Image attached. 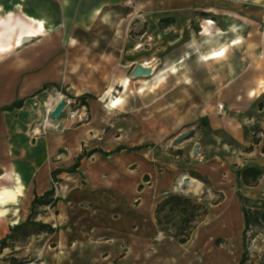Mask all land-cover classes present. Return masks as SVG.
Instances as JSON below:
<instances>
[{
	"label": "crops",
	"instance_id": "0c3cea01",
	"mask_svg": "<svg viewBox=\"0 0 264 264\" xmlns=\"http://www.w3.org/2000/svg\"><path fill=\"white\" fill-rule=\"evenodd\" d=\"M124 2L136 3L150 19L154 45L147 43L149 48L138 51L134 39L116 33L113 27L112 39L104 44L106 50L89 44L97 25L114 22V10ZM165 19L173 20L165 28L170 35L159 30ZM193 19L201 24V34L208 36L197 48L211 46L200 57L192 54L196 46L184 41L191 37ZM29 20L42 22L45 34L24 35L21 46L0 51V182L7 181L12 187L21 183L25 196L20 203H25L29 213L36 195L50 192L54 181L60 183L56 207L43 222L57 229L49 237L56 238L55 248H70L73 255L58 256L53 264H240L245 252L243 207L264 211V176L257 186H247L239 176L240 169L264 171V155L257 147L250 150L245 128L254 121L264 135V0H0V39L4 43L14 46L19 25L29 26ZM243 29H249L245 59L231 57L224 68L211 72L210 89L202 84L194 87L202 102L187 104L196 108L192 122L203 118L206 123L192 127L196 132L188 143L174 147L181 132L168 145H160L151 130L156 120L142 123L130 105L113 106L111 100H117L113 94L85 99L91 119L76 129L45 134L35 127L43 117L38 94L47 86L62 89L65 73L79 63L78 56L116 53V37L133 51L130 63H145L152 69L151 62L177 60L170 71L173 74L189 59L205 64L225 58L243 42L239 33ZM4 30H10L6 38ZM212 32L214 37H209ZM144 34H150V28ZM163 74L165 81L151 90L160 96L149 107L160 101L163 110L175 108L171 110L176 113L175 128H184L185 102L164 100L167 94L177 93L180 84L170 91L159 90L168 80L169 75ZM239 77L242 82L246 77L250 80L242 85ZM20 101L21 108L7 110ZM219 105H224L222 111ZM261 142L264 147V137ZM196 146L198 154L194 153ZM94 150L102 153L91 154ZM176 153L180 159L175 161ZM80 156L78 168L68 172ZM193 171L212 185L208 190L200 182L207 200L215 191L223 201L210 205L191 239L181 244L166 234L161 236L155 210L163 198L177 194L183 176L194 179L188 174ZM15 209L13 218L20 211L18 207L15 213ZM9 233L10 225H2L0 240ZM46 263L44 259L42 264Z\"/></svg>",
	"mask_w": 264,
	"mask_h": 264
},
{
	"label": "rangeland",
	"instance_id": "374dc122",
	"mask_svg": "<svg viewBox=\"0 0 264 264\" xmlns=\"http://www.w3.org/2000/svg\"><path fill=\"white\" fill-rule=\"evenodd\" d=\"M129 1L130 0H126V2ZM141 10L142 8L139 10V7H137L136 3L125 4L124 2L122 6L116 7V9L114 10L117 14L114 22H110L108 23V25L106 23H100L99 25H97L93 34V40H91L92 42L88 43L98 45L99 48L101 47L103 48V50H106V46L104 44H107V41H109V39H112L113 29L116 30V33L120 32V35L125 33L127 34V37H131L132 39H134L136 46L139 45L141 41L142 43H144L148 41V38L155 37V30L151 28L152 22L148 17L143 15V12H141ZM203 24L207 26L209 23L203 22ZM200 25L201 24L197 19H193L191 21L190 26L193 31L190 30L191 37L188 36V38H185L184 41L186 44H188V42H191L192 46H196L199 44L203 45L205 42H207L206 39L208 36L201 34L203 30L200 29ZM158 26L160 32H162L163 34H165V32L169 35L171 34L170 31H165V29H162L160 27V23ZM149 28L150 34L142 37L144 36L145 31L149 30ZM242 32L243 34H241V31H239L242 39L241 41L243 42L239 45V47L237 46L236 48L230 49L225 58L221 60L210 61L205 64L199 62V59H189L183 66L178 65L176 73L173 74H170V71L175 66L174 63L177 60L151 62L153 67L152 70H155V76L153 77L148 75H142V77L132 76L134 69L139 63H130L131 61L128 59L129 56L133 54V51H131L128 46L127 48H124V45L122 43L123 39L121 37H116L114 44L117 47L116 53L111 52L110 56L106 51L105 54L101 52H94L93 54L78 56L77 59L79 63L74 67H70L65 73L66 80L64 83L68 84V86L64 87L63 83L62 89L55 86H47V88H54L56 90H59L61 94H64L71 99L85 98L91 100H99L100 98H103V96H109L111 94H113L114 97L117 98L121 97L122 99H124V101H122V105L120 106L130 105L133 111L132 113L137 114L142 123H145L146 121L150 122V120L152 122V118L153 120H156L152 125V133L154 134L155 139H157L158 141L161 140L160 145L166 146L170 141L173 140V137H175L177 133L184 132L181 137L191 132H194L195 134L196 130L192 127L196 124L204 125L206 123L203 118L192 122V120L196 116V108H192L187 104H189L190 102H192L193 104H201L202 99L198 98L194 87H196L198 84H202L204 85V89H207V87L208 89H210V79L208 77L212 74L211 72H215L217 70L220 71L225 67V63L230 62L231 57L236 58V56H238L239 58L242 57L245 59V56L247 54V50L245 48L248 47L246 44L249 40V36H246L249 33V29H243ZM209 37H214V33L212 32L211 36ZM211 43L214 42H210V44ZM101 44L103 45V47ZM148 44L154 45L153 41L148 42ZM143 48L138 51H141ZM145 48L149 47L146 46ZM195 49V51H192L193 56L200 57L201 54L209 51L211 49V46H204V48L201 49H198L196 46ZM249 68L250 72H253V64H251ZM162 73H167L169 76L168 80L165 83L161 84L159 90L170 91V89H172L174 85L180 84L177 88L178 92L167 94V97L164 100L173 102L175 99H181L185 102L184 119L186 125L184 128H175L174 117L176 113H171V110H174L175 108L172 109L171 107H167L163 110L160 106V101L156 105L149 107V104H151L152 101L157 100L160 96L152 94L151 90H154L155 86H157L158 77ZM128 78L130 79V84L127 88H125L124 84L129 82ZM239 80L240 84H246V80H250V77H246L243 82L241 77H239ZM186 82L189 84L188 86L185 85L187 84ZM142 85H144L145 88L142 92H139L138 89ZM177 95H179L178 98ZM76 96H78V98ZM37 98L40 103L39 111H41L43 117L35 123V127H37V129H43L42 126L46 121V104L47 102H49V100L56 97L53 92H48L46 95L39 93ZM117 108L123 109L122 107ZM178 115L180 116V113ZM156 123L158 124L156 125ZM245 128H247V126ZM256 128L259 129L257 124ZM192 137L193 136H191V139L185 140L182 143L190 142L192 140ZM261 141L262 139L260 138L256 139V141L250 140V150L253 151L254 147L256 146L257 150L263 152L264 154V147L260 146V143H262ZM2 185L9 186L10 183L2 180L0 182V186ZM178 194H181L191 201H194L197 198H201L202 196H204L203 186L196 193L185 191L182 187L178 189L177 195ZM214 199H216V196L212 195L208 197L207 201L210 202ZM19 208L20 211L17 214V217L13 218V216H10L7 220L0 222V229L2 225H10L11 229L12 226L15 227L26 222L28 216L30 215L29 209L28 207H26L24 202L20 203ZM43 220L44 218L39 219V216L36 218V221ZM14 222H16L17 224H15ZM179 222L180 219L176 220V223ZM174 227L171 228L172 232L175 231ZM35 231L36 228H29V232ZM163 235L164 234H162V236ZM49 237L50 236L45 234H36L26 237L23 235L22 231L18 232L15 237L16 242L10 243V247L5 248V250L0 253V262H2V264H42L43 260L46 259V264H53L55 263L54 260H56L58 256H68V254L73 255L70 248L61 247L59 249H56V238L54 236L52 237V239ZM257 245L259 246H257V249L254 252L255 255L256 253H258L257 255H264V241H259ZM244 247L246 251L248 246L246 247L244 245ZM259 249H263V252H261ZM263 255L261 258H263ZM248 258H251V253L249 251ZM261 258H256V260L259 261Z\"/></svg>",
	"mask_w": 264,
	"mask_h": 264
},
{
	"label": "trees",
	"instance_id": "16d2710c",
	"mask_svg": "<svg viewBox=\"0 0 264 264\" xmlns=\"http://www.w3.org/2000/svg\"><path fill=\"white\" fill-rule=\"evenodd\" d=\"M173 20L165 19L160 22V27L162 29L169 28L172 25ZM85 100V98H82ZM23 102H17L13 106L7 108L8 111L14 110L16 108H21ZM247 131V130H246ZM249 138V136H248ZM250 139V138H249ZM256 141V139H255ZM101 152L100 150H94L91 154ZM178 154V153H176ZM179 155V154H178ZM80 156L76 165L68 170V172H75L78 168L81 159ZM191 178H194L201 182L209 190L212 185L208 180L203 177L198 172H188ZM239 176L242 178L244 184L247 186H257L258 181L264 176V171L258 168H247L239 171ZM216 199L212 201H207V196L204 195L201 198H197L194 201L182 196L181 194H171L163 198L161 203L157 206L155 210V218L157 219V225L159 231L162 234H166L167 237L172 238L177 243L184 244L191 239L193 231L195 230L198 223H200L205 216L208 214L210 205H217L223 201V196L215 191H213ZM55 191L51 189L50 192L39 197L35 196V199L31 203V213L28 216L26 222L12 227L10 233L7 234L3 239L0 240V253H2L5 248L10 247V243L16 242V234L20 231L23 232V235L28 237L31 235H41L45 234L48 236L55 235L57 233L56 227L53 224H47L43 221H36L38 216L45 217L47 212L45 208L52 206L53 209L56 207L57 199L54 198ZM199 202V203H198ZM41 209V210H40ZM243 215L245 219L244 227V245L247 247L248 243V233L251 229H261L264 226V211L262 210H250L245 206L243 207ZM180 219L179 223H176V220ZM177 224V225H176ZM174 226L175 231L172 232L171 228ZM36 228L35 232H29V228ZM240 264H264V255L259 261L256 259L250 260L248 258V247L243 254V257L240 261Z\"/></svg>",
	"mask_w": 264,
	"mask_h": 264
},
{
	"label": "built area",
	"instance_id": "2783aa9c",
	"mask_svg": "<svg viewBox=\"0 0 264 264\" xmlns=\"http://www.w3.org/2000/svg\"><path fill=\"white\" fill-rule=\"evenodd\" d=\"M146 34H144L145 37ZM152 41V38H148V41L142 43H139V45L136 47L137 49H141L145 46H148L147 43ZM48 92H53L56 98H53L47 102L45 111H46V121L43 124V129L41 128V131L43 133H48V131H56V132H64V131H69L76 129L80 127L81 124L88 123L91 119V113L90 109L87 107V102L84 99H71L67 97L64 94H61L59 90H56L54 88H46L44 89L41 93L42 94H47ZM65 101V106L63 108V113L60 119H53L52 118V113L54 112L55 108L60 104L61 102ZM224 108V105H219L218 109L222 111ZM247 135L249 136L251 141H255V139H262L264 135H262L261 130L256 128V123L254 121L249 122L247 124ZM256 147V146H255ZM254 147V148H255ZM176 149V148H174ZM261 155H264L263 152H261ZM180 156L178 154L174 155V160H179ZM181 182L179 181L177 183V188L176 192L178 191L179 187L181 188L182 186ZM52 189L55 191V196L54 198L57 199L59 197L60 193V183L58 181H54L52 184ZM45 211L47 213H50L53 211L52 206H48L45 208ZM162 236V234H161ZM259 241H264V226L261 229H251L249 230L248 233V251L251 253V258L250 260L256 259V258H261L263 254L255 255V250L257 249V245ZM261 252H263V249H259Z\"/></svg>",
	"mask_w": 264,
	"mask_h": 264
},
{
	"label": "bare ground",
	"instance_id": "6f19581e",
	"mask_svg": "<svg viewBox=\"0 0 264 264\" xmlns=\"http://www.w3.org/2000/svg\"><path fill=\"white\" fill-rule=\"evenodd\" d=\"M29 22H30L29 26H24V25L22 26L21 24L19 25L21 27L20 31H19L20 33L17 37V40H16L14 46H11L9 43L6 44V43H4V40L0 39V51L7 52V51H11L12 49H14V47L21 46L22 45V39H23L24 35L27 38H29V37L36 38V37H39V36L45 34L46 27L44 26V24L42 22L36 21V20H29ZM41 25H43V27ZM24 29H25V33L22 32V30H24ZM9 31L4 30L2 32L3 38L4 37L6 38ZM29 33H32V35H29ZM146 61H148V60H146ZM143 65L145 66L148 64L143 63ZM147 68H150V67L148 66ZM165 79H166V75H164V74L160 75L158 77L157 85L159 83H162L163 81H165ZM129 84H130V79H129V82L124 84L125 88H127L129 86ZM144 88H145V86L142 85V87H140V92H142L144 90ZM121 102L122 101L118 98H117V100H111V104L113 106H116V107L119 106L121 104ZM185 179H186V177H183L180 180V182H182ZM188 186H189V189L187 191L195 192V193L198 192L202 187L201 183L195 179H193V180L188 179ZM24 193H25V191H23L20 182H18L17 186H15V187L2 186V188H0V219H4V218L7 219L10 215H12L13 208H16L14 210V212L18 213L17 208L19 207L21 199H23L25 196Z\"/></svg>",
	"mask_w": 264,
	"mask_h": 264
},
{
	"label": "water",
	"instance_id": "95a60500",
	"mask_svg": "<svg viewBox=\"0 0 264 264\" xmlns=\"http://www.w3.org/2000/svg\"><path fill=\"white\" fill-rule=\"evenodd\" d=\"M142 75L152 76V69L145 67L143 64L137 66L134 69V71L132 73V76H134V77H142ZM64 106H65V101H63L60 104H58V106L55 108L54 112L52 113V118L53 119H57V120L60 119V117L62 116V113H63ZM193 135H194V132H191V133L186 134V135H184L182 137L181 136L178 137V139H176V141L174 143V147L180 145L185 140L191 139V136H193ZM194 153L198 154V146H196L194 148ZM183 177H186V179L181 182L180 186L183 187V190L187 191L189 189V186H188L189 177H187V176H183Z\"/></svg>",
	"mask_w": 264,
	"mask_h": 264
},
{
	"label": "snow or ice",
	"instance_id": "6c2138e0",
	"mask_svg": "<svg viewBox=\"0 0 264 264\" xmlns=\"http://www.w3.org/2000/svg\"><path fill=\"white\" fill-rule=\"evenodd\" d=\"M43 27V25H41ZM29 35H32V33H29ZM222 54V53H221Z\"/></svg>",
	"mask_w": 264,
	"mask_h": 264
}]
</instances>
